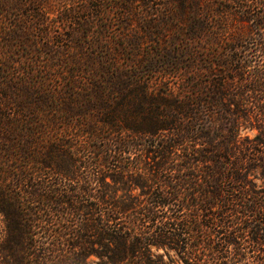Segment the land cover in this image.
<instances>
[{"label":"trees","instance_id":"1","mask_svg":"<svg viewBox=\"0 0 264 264\" xmlns=\"http://www.w3.org/2000/svg\"><path fill=\"white\" fill-rule=\"evenodd\" d=\"M48 1L0 0V264H264V0H114L172 33L126 62L107 0Z\"/></svg>","mask_w":264,"mask_h":264},{"label":"rangeland","instance_id":"2","mask_svg":"<svg viewBox=\"0 0 264 264\" xmlns=\"http://www.w3.org/2000/svg\"><path fill=\"white\" fill-rule=\"evenodd\" d=\"M53 1L54 0H49L47 2L48 9H50L51 13H53V16H51V19H54V18H57L60 16L59 14H57L56 9L53 8V6H52ZM78 1L79 0H77V2ZM149 2H151V0H149ZM114 3H115L114 0H107V3H105L106 6H102L100 8L101 12L106 13L105 16H107L110 19V24L112 25V27H109L110 30L105 31L103 39L98 42L99 46H102V50H104V47H106L104 44L105 42L109 43L111 45L112 44L114 45V43H116L114 47H115V49H118L117 51H119L121 53V57H120L121 61L125 60V62L128 61V59H130V60L135 59V57L141 58V57H152V56H154V54L157 53L158 50L160 49V45L164 46L165 40L172 33L168 32L169 35L167 36V38L163 39L162 35H163L164 31L160 30V28H157V25H156L150 31L151 34H149L147 27H145V23L141 22V20H140L141 19L140 17L142 16L140 8H142V6L138 2H135L132 5L133 13H131V14H129V13L126 14L124 9H121V10L113 9L112 5H114ZM80 5H81V2L79 1L77 6H80ZM97 16H99L98 17L99 19L102 18V14H100V13H99V15L97 14ZM143 16L147 17V20L145 21L146 23L151 19V16H148L145 14ZM156 19H157V17H156ZM53 21L54 20H51L48 28H51L55 25ZM160 21H162L163 24H161V26H163L164 28H167L166 24L168 26H172L171 30L175 33V29L173 28L174 25H170L168 23V19H166V17H164V19L160 20ZM173 24H175V23H173ZM152 25H153V23H152ZM69 27H71V26H69ZM59 31L63 34V39L61 42L62 45L68 44L69 46L75 48L74 43L79 44L80 42L86 41L84 39H81V40L73 39L71 41L70 37H71L72 32L64 31V29H62V28H59ZM85 33H86L85 34L86 37H87V35H88V37H92L94 35V31L91 29ZM150 35H152V36H150ZM125 36H127L126 38L129 41L125 40V38H124ZM117 39H119V40H117ZM69 43H71V44H69ZM133 46H135L136 48H134ZM111 47H112V49H114L113 46H111ZM35 49L38 50L39 48L36 47ZM98 50L101 51L100 48H98ZM98 50H97V52H98ZM26 58L27 57L22 52V50H20V51L16 50V51H13V55L9 57V60L13 61V63H14L12 65L13 67L15 66L16 68L22 70V68H23L22 63L29 61V59H27V61H25ZM28 58H29V56H28ZM49 74L47 73V76ZM48 81H49L48 87H49L50 83L52 85H55L54 79L50 82V76H49ZM59 83H60V80H59ZM74 121L81 122V119L78 118V119H75ZM67 124H68V122L66 121L64 125L60 126L61 132H62L61 135H62V139H63L64 143L66 144V146H71L72 149H74V151H72V153H84L83 151H81L79 149V147H82V146L87 144L86 139H84L85 137H82L81 135H79V133L74 129L75 127H79V126L67 125ZM73 126H74V128H73ZM76 150H80V151H76ZM89 153H91V152H89ZM136 153H138V152H136ZM107 181L109 182V180H107ZM141 192L142 191L139 188L132 186L130 188V190L127 192V195L130 196L132 199L134 198L135 200L139 201L138 203L142 204L143 201L145 200V198L142 197ZM182 193H184V192H182ZM121 194H122L121 192L118 193V195H121ZM55 225H57V223ZM136 225H137V227H136L135 231L137 232L139 230L138 226L140 225V223H136ZM142 229L144 232H152L153 231V229H151L147 224H143ZM96 249H97V247L95 248V246H93L92 251H95ZM103 262L104 261L100 260L99 258H97L95 256V254L92 253V254H89L88 256H84L81 263L82 264H102Z\"/></svg>","mask_w":264,"mask_h":264}]
</instances>
